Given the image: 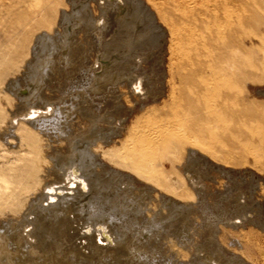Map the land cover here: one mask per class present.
Instances as JSON below:
<instances>
[{"label":"bare ground","instance_id":"6f19581e","mask_svg":"<svg viewBox=\"0 0 264 264\" xmlns=\"http://www.w3.org/2000/svg\"><path fill=\"white\" fill-rule=\"evenodd\" d=\"M13 1L1 0L0 9H8ZM16 9L19 29L5 36L3 30L0 42V264H116L137 257L133 253L141 260L147 251L156 254L160 248L153 250L150 241L170 227L175 255L166 254L169 264L239 263L238 257L226 259L220 243L210 247V237L194 242L190 206L168 197L148 212L143 200L146 186L134 193L137 186L131 176L100 157L99 150L122 136L126 115L113 122L112 112L100 110L89 95L110 93L118 107L116 89L122 84L142 103L148 95L163 93L161 81L160 89L143 84L154 79V85L158 76H166L161 64L167 32L154 13L142 0H22ZM80 32L90 35L89 46L84 43L94 51L88 63L87 50L77 37ZM154 58L151 75L144 68L140 71L139 66ZM6 68L15 72L6 76ZM173 79L170 73L168 82ZM214 87L192 92L195 104L172 105L174 110L165 112L157 124L136 129L127 151L103 150V156L158 182V151L189 144L180 165L179 188L186 187L183 194L194 200L191 203L205 201L202 180L214 179L208 174L213 168L226 179V190L218 191L211 214L223 220L230 209L239 222L231 215L230 224L229 219L222 221L227 227L246 222L264 227V207L254 197L264 180L249 168L241 174L210 162L195 147L205 134L215 136L212 127L226 122L224 114L211 115L219 113L215 102L206 109L201 106L200 98L213 96ZM166 96L172 104L177 100L172 92ZM80 118L86 120L85 128L76 127ZM167 179L175 181L173 175ZM208 221L209 216L200 225L214 228ZM183 249L189 259L177 256Z\"/></svg>","mask_w":264,"mask_h":264},{"label":"rangeland","instance_id":"374dc122","mask_svg":"<svg viewBox=\"0 0 264 264\" xmlns=\"http://www.w3.org/2000/svg\"><path fill=\"white\" fill-rule=\"evenodd\" d=\"M142 1L154 13L155 18L163 24L167 32L163 51V64H161L166 76L162 77L163 79L161 80V77L158 76L154 85V79H150L149 83L145 80L143 84L144 86L147 85L145 86L146 88L153 87L157 89L158 87L160 89L162 82L163 93L156 94V97L148 95L144 103H142V99H139L135 93L131 94L128 88L126 89V87H123L124 84H122L119 86V88L122 87L119 91L116 89L117 93H120V104L117 105L118 107H115L114 98L110 93L98 92L97 94L91 93L89 95L90 102H96L100 110L105 109L112 112L113 122L118 119L119 115H126L122 136L118 137V141L115 144L99 150L100 157L112 168L120 169L131 176L133 183L137 186L134 193L141 192L146 186L145 189L148 193L146 191L147 194L143 200H145V204L148 203L145 205L148 208V212L149 210L158 209L168 197L190 206L189 213L191 219H193L191 228L195 230L192 233V237L193 240L195 239V243H202L205 238L210 237L213 240L209 242V245L213 243L210 247L220 243L219 245L222 247L226 259H230L233 256L238 257L239 263L232 261L230 264H246V262L249 264H264V227H256L247 222L244 226L236 223L237 225L239 224L236 227H227V225L223 224L226 223L225 220L229 219V224L232 217V221H238L235 217L236 214L232 213L230 209H227L228 214H230L229 217L226 212L223 220L211 214L212 209L216 210L212 208V205L215 199L219 198L217 195L218 191L226 190L223 185L226 179L219 175V171L213 168L210 169L208 174L214 179L211 180L204 177L205 179L203 178L202 180L204 188H206L205 203H191L194 200L183 194L186 192V187L181 186L179 188V185L182 184V168L180 165L185 155V147L189 146V144L184 146V144L179 143L176 148L170 147L167 150L158 151L159 153L156 155L155 160L156 163H159L157 165L159 173L157 174L161 176L158 182L144 179L135 171L111 162L108 155L103 156V150L110 149L113 152L127 151L129 141L136 129L147 126L150 123L157 124L163 119L165 112L174 110L175 107L173 108V106L178 108L184 105L187 106L188 103L191 105L195 104L196 98L191 93H205L209 85L211 87L215 86L214 95L210 97L202 96L200 98L201 106L206 109L205 106L215 102V104H218L219 113L213 112L211 115L218 118V116L224 114L226 122H219L216 127H212L215 136L210 137L205 134L203 139L200 140L201 143H197L195 147L198 146L197 149L201 152L200 154H203L206 160L210 162L218 163L226 169L237 170L242 172L241 174H244L245 168H249L264 180V0ZM179 2H181L180 6L176 4H179ZM20 3L14 0L8 9H0V42H2L1 33L3 30H5V36L10 34V29H19V23L17 22L20 17L16 8ZM90 3H92L94 10L98 14L97 4L93 1ZM85 35L80 32L77 36L80 38L79 44L82 48L89 46L88 41L90 40L88 37L90 35ZM86 50L88 53V61H86L88 63L93 59L92 52L94 54V51ZM152 63H157L155 58L143 63L144 67L139 66L140 68H138L140 71L144 68L146 73L149 72L148 74H150L153 69ZM228 64H231V66H228ZM154 69L156 72L161 70L158 64L154 65ZM13 71L14 68H6L4 74L11 76ZM170 73H172L174 79L168 82ZM214 73L219 74L216 75ZM156 89L153 90L156 91ZM171 92L177 97L175 98L177 100L173 101L176 102L173 104L172 100L166 96ZM208 98L210 99L209 101ZM131 105L133 108L130 109ZM81 118L76 127L85 128L86 120ZM101 125L105 127L106 122L101 123ZM124 143L127 145L123 146ZM173 164L178 165L176 169L173 168ZM161 171L164 175L160 174ZM167 174L168 176L173 175L175 181L172 182L167 179ZM177 181L179 184H177ZM263 185L264 183L261 182V186L256 188L254 197L260 198L259 201L264 207ZM224 202L227 203L225 200ZM197 207L200 208L198 209ZM203 210H206V212L203 213ZM207 216L215 224L212 229L209 226L207 227L206 224V226L200 225L201 221ZM216 227L217 229H215ZM173 230L170 227L165 230L166 232L161 231L160 237H158L160 240L152 238L153 241H150L152 242L150 244L154 246L153 250L157 247L160 248H158L160 251L156 250L157 255L154 254L155 251L149 254L148 252L150 251H147L146 256L142 257L144 261L140 258L141 261L138 254L133 253L138 258L135 255H133L135 258L131 255L128 259L129 261L125 259L126 262H124L123 259L122 261L119 260L121 262L117 261L115 263L169 264L166 254L175 255V250H173L175 239ZM211 230L216 231L213 233ZM213 237L215 238L213 239ZM182 252V255L177 256L184 260L190 258L186 249H183ZM130 260L132 261L130 262ZM172 260L175 261L176 259ZM106 262L103 264L108 263Z\"/></svg>","mask_w":264,"mask_h":264}]
</instances>
